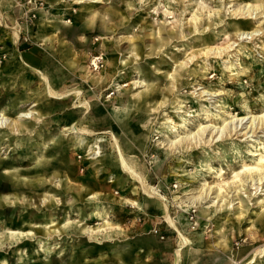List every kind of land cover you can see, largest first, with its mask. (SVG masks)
Here are the masks:
<instances>
[{
    "label": "rangeland",
    "instance_id": "rangeland-1",
    "mask_svg": "<svg viewBox=\"0 0 264 264\" xmlns=\"http://www.w3.org/2000/svg\"><path fill=\"white\" fill-rule=\"evenodd\" d=\"M0 114V264H264V0H0Z\"/></svg>",
    "mask_w": 264,
    "mask_h": 264
},
{
    "label": "bare ground",
    "instance_id": "bare-ground-1",
    "mask_svg": "<svg viewBox=\"0 0 264 264\" xmlns=\"http://www.w3.org/2000/svg\"><path fill=\"white\" fill-rule=\"evenodd\" d=\"M259 11H260V7H253V8H250L248 10H246L244 8L243 10H241V13L249 16V14L250 15H257L259 13ZM44 28L45 27L42 25V21H40V24H39L38 28H36V30H34V32H32V35H34L36 41H40L43 44H45L48 41L47 35L43 31ZM259 32H260V28H255L254 30H252L250 32H248V30H242V31H240L237 34V36H238V39H239V37L241 39H243L244 35H246V36L251 35L253 37V36L257 35ZM14 34H15L16 37H18L19 36V31H16ZM225 51H226L225 48L220 50V49L213 48V47H207V48L204 49V53L208 54V55L209 54H220L221 55L222 53H225ZM62 52H63L62 53L63 55H64V53H67L65 49H63ZM95 62H96V59H95ZM76 63H77L76 61L69 60V64H71V65L76 64ZM92 79L93 80H99V82L102 83L103 80L105 79V77L102 76V77H99V79H98L96 76H93ZM80 94L81 93L79 92L78 95H80ZM32 112L33 111L30 112L29 110L21 111V112H19L18 117L20 119L32 117V114H33ZM246 118H247V120H245ZM257 119L259 120L258 122H256ZM260 120H261V123H259ZM8 122H9V119L7 117L5 118L4 115L0 114V127L6 125ZM69 128L73 130L72 133H76L77 134V133L82 132V130H80L76 125H73L72 127H69ZM263 128H264V116L263 117H259L258 115L257 116H243L241 118H238L236 123L233 122L232 126H226L227 132H225V134L223 132L224 129L218 128L216 132H214V131H212V129H210L208 131V133H207V136L211 134L212 141L214 139L219 140L220 137L227 136L228 134H232L233 132H234L235 135L238 134V135H242V136H245V137H253L257 132H259V131L261 132L263 130ZM206 129H207V127L204 126L201 129H199L197 132L191 130L184 137V139L185 140H189L191 142L192 141L197 142L198 140L195 137L199 136V137H201V138H199V140L201 142L202 139H204L203 136H204V134L206 132ZM84 132L87 133V131H84ZM173 143H176V139H175V141L174 140L171 141V144H173ZM97 149L98 150H95L94 147L89 148L88 149V153H89L88 155H92L93 158H96L95 156H98L101 153L100 152V148L98 147ZM86 151H87L86 149L83 150V152H86ZM119 154H120V156L122 158L121 161L124 164V158H123L122 152H120ZM252 155L254 157H256V156H258L260 154L257 153V152H254ZM132 172H134V171L132 170ZM218 196H219V194H217L215 197H218ZM197 198L202 199V195L199 196V197H195V199H197ZM208 212H209V210H208ZM166 218L171 224L174 225L176 220H175V218L170 216L168 212L166 213ZM255 257H256V255L253 256L252 260H255ZM236 264H239V263L237 262Z\"/></svg>",
    "mask_w": 264,
    "mask_h": 264
},
{
    "label": "crops",
    "instance_id": "crops-1",
    "mask_svg": "<svg viewBox=\"0 0 264 264\" xmlns=\"http://www.w3.org/2000/svg\"><path fill=\"white\" fill-rule=\"evenodd\" d=\"M44 13H46L45 11H44ZM39 17H40V15H39ZM45 17H46V14H45V16H44V18H43V20H42V25L44 26V27H47V26H45V21H44V19H45ZM39 24H40V21H39ZM39 24H38V26H39ZM38 26H37V28H38ZM32 32H34V30L32 31ZM31 32V33H32ZM18 38H19V36H18ZM48 38V37H47ZM48 42V41H47ZM71 61H74L73 59H71ZM52 65H54L53 63H51ZM71 65V64H70ZM28 66H30V65H28ZM31 67V66H30ZM34 69V68H33ZM59 70V69H58ZM116 233H121V230H119V229H113L111 232H109L107 235H105L104 237H111V236H114V235H116ZM197 246H201L199 243H197ZM192 249V248H191ZM115 255L113 256V258H114V261L116 262V263H118V264H125L126 263V261H125V259H124V256H122V255H120V252H117V253H114Z\"/></svg>",
    "mask_w": 264,
    "mask_h": 264
},
{
    "label": "built area",
    "instance_id": "built-area-1",
    "mask_svg": "<svg viewBox=\"0 0 264 264\" xmlns=\"http://www.w3.org/2000/svg\"><path fill=\"white\" fill-rule=\"evenodd\" d=\"M154 232L157 233L158 235H160V233L158 232V230L156 228L154 229Z\"/></svg>",
    "mask_w": 264,
    "mask_h": 264
}]
</instances>
